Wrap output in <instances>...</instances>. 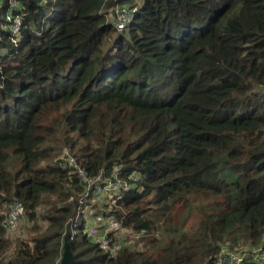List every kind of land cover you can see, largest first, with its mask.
Instances as JSON below:
<instances>
[{
    "label": "trees",
    "instance_id": "obj_1",
    "mask_svg": "<svg viewBox=\"0 0 264 264\" xmlns=\"http://www.w3.org/2000/svg\"><path fill=\"white\" fill-rule=\"evenodd\" d=\"M17 1L0 0V264H60L65 238L76 264L264 248V0ZM118 4H141L124 32L108 19ZM65 150L89 175L140 176L102 205L140 235L115 258L83 214L72 236L69 219L98 206L57 167ZM14 199L46 226L12 250Z\"/></svg>",
    "mask_w": 264,
    "mask_h": 264
},
{
    "label": "built area",
    "instance_id": "obj_2",
    "mask_svg": "<svg viewBox=\"0 0 264 264\" xmlns=\"http://www.w3.org/2000/svg\"><path fill=\"white\" fill-rule=\"evenodd\" d=\"M12 8L18 7L17 0H10ZM141 7L137 4L134 8L118 4L113 8V12L108 16L109 22L112 23L118 32H124L132 22L135 12ZM13 32L20 31L22 20L19 16L12 17ZM56 165L63 171H68L72 176L78 178L84 193L80 202L85 201L92 196L94 200L105 201L110 205H116L122 195L137 188L140 180L139 175H129L124 178L120 169L116 168L110 174L102 171L98 175H89L80 165L77 159L65 150L56 160ZM7 212L4 221V228L10 235H15L19 231L20 223L25 215L26 208L24 203L19 199H14L6 206ZM82 214L86 219V233L89 239L111 258H115L127 245L128 238L138 239L140 235L128 230L123 222L110 216L97 214L93 221H88L90 216L86 210H79L75 218H70L68 227L75 236ZM96 213H93L95 215ZM217 264H246V261L252 260L257 264H264V248H246L243 252H236L226 245L223 246L218 255Z\"/></svg>",
    "mask_w": 264,
    "mask_h": 264
},
{
    "label": "rangeland",
    "instance_id": "obj_3",
    "mask_svg": "<svg viewBox=\"0 0 264 264\" xmlns=\"http://www.w3.org/2000/svg\"><path fill=\"white\" fill-rule=\"evenodd\" d=\"M105 201H100V200H96V204L93 205H97L98 207H93L91 206L90 208L86 209V213L90 216V218L88 219V221H93V219L96 217L97 213L101 215V212H104L106 210L104 203ZM7 212V209H6ZM41 213H43V211H41ZM93 213H96L95 215H93ZM42 219V218H41ZM38 222V224H32L29 223L27 220V216L25 214V216L22 218V221L20 223V227H19V231L15 234V235H10L6 232L7 238L12 242V250L15 249V244L17 243L18 240H25L27 238H29L30 236H32V233L35 231L36 228H44L46 226V222L41 220ZM77 232H79L78 230H76ZM128 242H133V240H131L129 238Z\"/></svg>",
    "mask_w": 264,
    "mask_h": 264
},
{
    "label": "water",
    "instance_id": "obj_4",
    "mask_svg": "<svg viewBox=\"0 0 264 264\" xmlns=\"http://www.w3.org/2000/svg\"><path fill=\"white\" fill-rule=\"evenodd\" d=\"M60 264H76L75 256L70 250L67 238L64 239L63 255H62Z\"/></svg>",
    "mask_w": 264,
    "mask_h": 264
}]
</instances>
